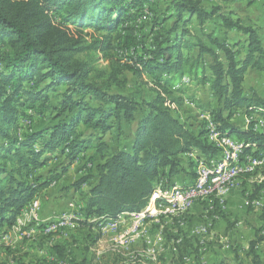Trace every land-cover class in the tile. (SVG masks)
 <instances>
[{
  "label": "trees",
  "instance_id": "obj_1",
  "mask_svg": "<svg viewBox=\"0 0 264 264\" xmlns=\"http://www.w3.org/2000/svg\"><path fill=\"white\" fill-rule=\"evenodd\" d=\"M151 1L0 0V240L3 230L11 229L37 193L48 186L40 183L36 171L59 155L74 163L93 140L98 142V154L104 153L106 143L100 135L116 126L119 130L124 124L132 127V143L97 167V181L83 207L82 227H95L101 235L106 224L120 215L147 211L159 185L170 189L173 179L182 175L194 179L201 158L219 156L209 140L208 122H198L203 112L196 114L191 106L197 103L195 94L189 96L188 91L195 92L196 86L209 85L217 102L211 112L215 132L235 134L249 147L244 154L252 159L264 155V130L254 131L252 121L247 130L231 124L237 110L257 113L264 120V98L245 89L249 69L264 73V45L256 29L221 14V7L204 6L197 0H167L174 21L164 40L139 54L138 42L127 39L141 66L135 73L152 76L156 93L152 100L140 102L113 91V82L104 80L103 72L92 74L76 59L87 51L111 50L120 26ZM194 17L201 34L188 29ZM215 17L228 31L247 37L244 57L237 45L221 41L214 32L206 34ZM84 36L93 38L85 47ZM49 110L55 113L52 124L35 130L34 117H46ZM22 120L27 121L26 130ZM194 153L199 159H191ZM262 177L264 181V167ZM91 180L82 178L75 188ZM262 190L264 182L255 193ZM93 219L95 223L90 222ZM263 242V237L250 242L251 264H264L257 251ZM55 249L63 255V249Z\"/></svg>",
  "mask_w": 264,
  "mask_h": 264
},
{
  "label": "rangeland",
  "instance_id": "obj_2",
  "mask_svg": "<svg viewBox=\"0 0 264 264\" xmlns=\"http://www.w3.org/2000/svg\"><path fill=\"white\" fill-rule=\"evenodd\" d=\"M197 1L204 6H219L222 12L232 19H241L242 26L256 28L264 43V0ZM9 9L15 12L13 6ZM168 10L167 0H152L145 3L144 10L128 21L126 20V24L120 26L119 32L113 35L111 50L103 53L87 51L78 55L76 59L84 62L87 68L92 70V74L103 72L104 80L113 82V91L129 98H135L140 102L144 99L147 101L154 99L156 93L152 76L144 71L142 75L135 73L136 69L141 66L136 61L134 48L128 46L127 39L132 38L138 42L139 54H142L143 48L154 49L159 42L165 39L166 30L174 21ZM135 13V10L132 11V14ZM186 19L188 20V17ZM222 24V20L215 17L209 24L211 27L205 31L206 34L210 35L214 32L221 41L229 40L231 44L236 43L237 50H241L243 53L241 57H244L247 37L239 31H228ZM188 29L199 33L195 17L191 19ZM87 32H90V29ZM95 36L99 38L101 35L95 34ZM84 40L86 43H83V46L85 47L93 41V38L84 36ZM245 89L247 92L255 91L264 98V73L249 69L246 73ZM188 94L189 96L195 94L194 89L188 91ZM196 95L199 96V99H196L197 105L191 104V106L195 107L196 114L203 112L198 122L207 121V118L211 119V112L214 113L217 109V102H213L208 87H200ZM53 116L55 113L52 110L46 113V117L35 116L32 124L34 129L49 128ZM250 121L261 126L264 120L257 113L248 115L245 110H237L231 124L238 130H247ZM26 124L25 120L20 122L24 130L27 129ZM131 134L132 127L124 124L119 130L116 126L115 130L108 134L100 135L106 143V145L103 144L106 147L104 153L98 154V142L93 140L74 163L70 164L65 156L59 155L58 158H54V167L50 170L48 169L50 164H47L36 171L35 176L40 178V183H46L48 186L38 192L34 200L21 212L16 223L11 227V229L14 227L12 231L11 229L10 232L3 230V233H6L2 238L6 237V244H0V264H84L85 262L87 264H136L133 256L149 247L144 241L133 245L130 250L113 253L108 249V243H104V240L99 242L102 234L100 235L95 227H82V223L86 220L83 207L90 188L97 181V167L119 149H129L132 143ZM212 135L213 133L210 132L209 140L213 142ZM232 136L235 138V134ZM208 137L207 135L206 138ZM191 156V159H194L196 155L194 153ZM187 160H184L186 168L189 165ZM201 161L204 159L201 158ZM199 165L200 162L196 170ZM262 171L263 167H258L253 173L240 175L234 187L228 192L215 196L209 201L198 202L184 214L169 216V218L162 217L158 222L151 223L148 228L153 236L161 234L165 241L162 257L160 256L161 250H158L156 243L153 242L151 246L157 248L160 256L159 262L161 264H196L198 259L199 264H251L252 257L247 256L250 242L259 237L264 239V190L255 193L264 182L261 179L263 178ZM88 176L92 180L77 190L75 184ZM186 177L187 175L184 177L185 180ZM49 187L50 193L49 195L44 194V197L43 193ZM46 200L53 214L46 221L40 219L39 216L41 221H38L42 204ZM33 202L39 204L36 219L29 213V207ZM64 214L75 218V227L50 235L37 234L38 230H42L41 224L52 222ZM166 220L168 223L165 222ZM33 228L36 229L34 234L31 232ZM123 231L124 227L116 235ZM102 233L108 236L110 244L113 234L110 231H102ZM16 234L20 235L21 239H17L14 236ZM178 239L182 242L176 245ZM57 246L63 249L62 256L54 249ZM257 251L261 259H264V242L258 245ZM181 256H183L182 261H180Z\"/></svg>",
  "mask_w": 264,
  "mask_h": 264
},
{
  "label": "bare ground",
  "instance_id": "obj_3",
  "mask_svg": "<svg viewBox=\"0 0 264 264\" xmlns=\"http://www.w3.org/2000/svg\"><path fill=\"white\" fill-rule=\"evenodd\" d=\"M208 127H209V130L211 131L210 124ZM213 127H214L213 135H212L213 143L219 149V156L221 157L218 158L216 162H214L215 171L207 170L205 176L203 177V187H211L214 184V180H221L222 170H226L228 166H239L240 161H241V153H237L235 148L228 146V141L224 140V139H232L234 137L227 136V135L221 136L220 134L215 132L214 125ZM215 159L216 157H211L209 159H206L205 161H214ZM257 160L259 159L250 158L251 164L245 165V172L229 175V180L227 184H222L219 186V188H216L215 190L202 193V182H195V185H193L192 183L190 185H184V186L173 185L169 190L171 191V194H174V195H189L192 193H202L200 194V196L190 197V200H185L179 206H174V198L171 194L164 193V192H157L156 198H155V194L153 195L152 203H151V206H153V210H155L154 214L142 217L141 222H139L138 224V227L132 228V235H134V238H136L137 240H124L122 238V236H124V232H122L121 234L117 235L114 238L112 251L114 253H122L123 250L130 249L133 245L137 244L139 241L144 240L143 238L145 237L146 234L144 233V230H141V228L145 227V225H150L151 223L158 222L159 219L162 217L169 218V216L173 217V216H177L180 214H184L190 211L195 206V204H197L198 202L209 201L211 198L215 196L225 194L231 188L234 187L235 182L240 175H247L249 173L255 172L258 169V167H264V159L261 161H257ZM199 169H200V165L198 166L196 170L197 172L196 177H198ZM137 215L139 214L137 213L122 214L116 220L107 223L106 226L102 229V231H110L113 234H117L121 227L119 223L121 219H124L127 217H137ZM72 220L73 222H75V218L72 217ZM41 226L43 229V224H41ZM73 227H75V223H70L67 225V227H64V231H67L68 229H71ZM138 229H139V232H138ZM64 231L55 230L54 232H43V233L46 235H50V234H55V233L64 232ZM152 243H153V240L146 241V244L149 246L148 249L133 256V259L136 264H154L155 259H160L161 255L159 256L157 252L158 247L157 248L151 247ZM159 264L161 263L159 262Z\"/></svg>",
  "mask_w": 264,
  "mask_h": 264
},
{
  "label": "built area",
  "instance_id": "obj_4",
  "mask_svg": "<svg viewBox=\"0 0 264 264\" xmlns=\"http://www.w3.org/2000/svg\"><path fill=\"white\" fill-rule=\"evenodd\" d=\"M207 122L211 125V133H213L214 127H213V124L211 123V119L207 118ZM257 130H264L263 122H262L261 126H259L258 124L256 126H254V131H257ZM221 139H223V138H221ZM224 140L228 141V146L234 147L235 150L237 151V153H241L240 165L239 166H228L226 170H222L221 180H214V184L211 187H203V177L205 176L207 170H214V162H216L218 160V158H220L221 156H216V159L214 161H200V169H199L198 177H196L195 179H193L190 182H192L193 185H195V182H202V193L207 192V191H211V190H215L216 188H219V186L222 184H227V182L229 180V175L235 174V173L245 172V165L251 164L250 154H244L245 148H249V147L244 146V141L240 140L239 138L224 139ZM251 148L255 149L253 147H251ZM263 159H264V155H260L259 160H257V161H261ZM157 192H164V193L171 194L169 187L164 188L163 185H159V187L156 189L155 198H156ZM202 193H192L189 195H174V194H171V195L174 198V206H179L185 200H190V197L200 196V194H202ZM38 210H39V204L37 202H33L31 204V206L29 207V213L32 217H34V219H36V215H37ZM154 211L155 210H153V206H150L147 211L141 212L139 215H137V217H127V218L121 219L119 223H120L121 227H124V236H122V238L124 240H137L136 238H134V235H132V228H137L139 222H141V218L154 214ZM90 222L95 223L96 219L90 220ZM70 223H76V222H73L71 215L64 214L52 222L43 223V229L41 231L42 232H54L55 230H63L64 231V227H67V225ZM107 227H109V226H107ZM148 227L149 226H147V236L145 238H143L145 241V244H146V241H152L153 239H156V235L153 236V234L150 232ZM35 231H36V229L33 228V231H31V232H33V234H34ZM204 232L206 233V230H204ZM181 242H182V240L178 239L176 242V245L180 244ZM0 244H6V237L1 238ZM164 245H165V241L162 242V249L164 248ZM162 249H161V257H162ZM159 260L160 259H155L154 264H159Z\"/></svg>",
  "mask_w": 264,
  "mask_h": 264
},
{
  "label": "crops",
  "instance_id": "obj_5",
  "mask_svg": "<svg viewBox=\"0 0 264 264\" xmlns=\"http://www.w3.org/2000/svg\"><path fill=\"white\" fill-rule=\"evenodd\" d=\"M221 14H223V15H225V16H228V15H226V14H224L222 11H221ZM229 17V16H228ZM238 20H240L241 21V19H239L238 18ZM196 23H197V21H196ZM210 26V25H209ZM197 27H198V24H197ZM211 27V26H210ZM199 29V28H198ZM254 29H256V28H254ZM206 30H208V29H206ZM205 30V31H206ZM257 30V29H256ZM199 31H200V29H199ZM258 31V30H257ZM259 32V31H258ZM194 33V32H193ZM197 34V33H196ZM260 34V33H259ZM261 36V35H260ZM261 39H262V42H263V38L261 37ZM226 41H228L229 43H230V41L229 40H226ZM231 44V43H230ZM233 45L235 44V45H237L236 43H232ZM263 45H264V43H263ZM250 70H252V69H250ZM255 71V70H254ZM255 72H258V71H255ZM259 73H262V72H259ZM245 78H246V75H245ZM209 85H207L206 87H208ZM200 87H202V86H196L195 87V95H196V92L198 91V89L200 88ZM210 95H211V98H213V102H215L216 100H215V98H214V96L210 93ZM197 96V97H196ZM195 96V98L196 99H199V96L198 95H196ZM216 103V102H215ZM213 104V103H212ZM59 157V156H58ZM57 157V158H58ZM56 158V157H55ZM54 160V159H53ZM50 161L49 163H48V165L50 164V167L48 168L49 170L51 169V167H54L53 166V164H54V161ZM48 167V166H47ZM47 167L45 168V169H47ZM185 176H180V177H177V178H179V180L177 179V178H174L173 179V184H176V185H179V186H184V185H190L191 183H189L190 181H192L193 180V178H190V177H186V180H185V178H184ZM175 179H177V180H175ZM56 181V180H55ZM52 182V181H51ZM50 191V187L47 189V190H45V192L43 193V196H44V194H47L48 193V195H49V192ZM45 197V196H44ZM52 210V208L50 209V206H49V203H48V200H46L43 204H42V208H41V210H40V214L38 215V221H41L40 219L42 218V219H44L45 221L46 220H49L50 219V217L52 216V214H53V212L51 211ZM39 216H40V219H39ZM168 220V219H167ZM165 221L166 223H168V221ZM145 226H149V225H145ZM122 227H120V229H121ZM142 228H144V227H142ZM12 229H14V227L12 228ZM12 229H11V231H12ZM119 229V230H120ZM144 230V233L146 234L145 235V237L147 236V228H144L143 229ZM5 231H8V232H10V229H6ZM105 232H107V231H105ZM124 232V231H123ZM74 233V232H73ZM112 233V232H111ZM118 233H119V231H118ZM117 233V234H118ZM37 234H42V235H44V233L41 231V230H38V232H37ZM113 234V233H112ZM121 234V233H120ZM194 235V234H193ZM17 239H21L20 238V235L18 236L17 234L16 235H14ZM117 235L116 234H113V238L110 240V244H109V240L107 239L108 238V236L105 234V233H102V239L101 240H99V242H102L103 240H104V243H108V246H109V250L111 251V252H113L112 251V246H113V240H114V238L116 237ZM144 237V238H145ZM194 237H195V235H194ZM39 239V238H38ZM100 239V238H99ZM17 241H19V240H17ZM142 241H144V240H142ZM164 241V239H163V237H162V235L161 234H159V235H157L156 236V239H153V242L154 243H156V246L158 247V250L161 248L162 249V242ZM140 242V241H139ZM145 243V242H144ZM160 243V244H159ZM38 245H40V244H38ZM37 245V246H38ZM160 245V246H159ZM160 247V248H159ZM132 248V247H131ZM130 248V249H131ZM37 249V248H36ZM54 249H55V247H54ZM130 249H127V250H130ZM160 249V250H161ZM38 250V249H37ZM163 251L165 250V248H163L162 249ZM114 253V252H113ZM139 254V253H138ZM131 257V256H130ZM126 264H128V263H126Z\"/></svg>",
  "mask_w": 264,
  "mask_h": 264
}]
</instances>
